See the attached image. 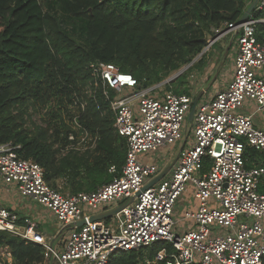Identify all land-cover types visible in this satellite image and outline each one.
I'll return each mask as SVG.
<instances>
[{"label":"built area","instance_id":"1","mask_svg":"<svg viewBox=\"0 0 264 264\" xmlns=\"http://www.w3.org/2000/svg\"><path fill=\"white\" fill-rule=\"evenodd\" d=\"M254 1V10L264 12V0ZM260 22L264 19L250 14L242 24L212 29L208 49L221 37H234L233 75L210 99L199 100L191 138L187 132L184 139V124L192 95L163 90L162 83L145 87L112 63H91L94 90L89 88L88 93L101 89L114 114L113 128L126 142L121 175L93 191L63 194L45 182L37 162L17 155L19 146L0 145V197L6 189L38 204L60 225V232L47 238L37 219L21 217L1 203L0 231L40 245V264H109L114 254L156 243L170 245L171 251L164 247L145 264H264V164L247 167L244 157L247 148L264 156V127L253 121L264 109V41L255 36ZM84 107L85 102L73 99L69 107L73 118L68 119L72 132L62 152L96 145L98 137L77 120ZM178 142L182 143L176 163L143 190L169 161L150 163L141 157H154L159 149L173 148ZM108 171L115 173V167ZM188 186L196 209L184 213L183 219L193 225L178 231L174 210ZM122 203L126 205L110 217L114 225L110 219L89 221ZM82 219L85 223L76 226ZM0 264H14L8 247H0Z\"/></svg>","mask_w":264,"mask_h":264},{"label":"trees","instance_id":"2","mask_svg":"<svg viewBox=\"0 0 264 264\" xmlns=\"http://www.w3.org/2000/svg\"><path fill=\"white\" fill-rule=\"evenodd\" d=\"M250 3L0 0V145L19 146L17 155L37 162L44 170L45 182L63 194L93 191L109 183L121 175L126 142L113 128L114 114L101 89L88 93L89 88L94 90L89 65L112 63L145 87L158 84L202 52L212 29L238 22ZM51 4L85 22L83 42L62 31L50 13ZM251 15L264 19V12L253 10ZM255 36L264 41L263 22L256 24ZM203 56L196 66H203ZM185 80L182 76L167 84V91L191 95ZM73 99L85 102L78 123L98 140L92 149L62 152L72 132L66 118H73L69 108ZM48 103L53 106L45 114V126L32 122L33 111ZM162 151L164 148L157 154ZM244 155L247 167L264 164V156L254 150L247 148ZM147 156L150 163L158 161V155ZM111 166L115 167L113 174L108 171ZM0 247L11 250L14 264H40L43 260L40 245L25 243L6 232L0 231ZM164 247L171 251L170 245L156 243L147 249L117 253L109 264H145Z\"/></svg>","mask_w":264,"mask_h":264},{"label":"rangeland","instance_id":"3","mask_svg":"<svg viewBox=\"0 0 264 264\" xmlns=\"http://www.w3.org/2000/svg\"><path fill=\"white\" fill-rule=\"evenodd\" d=\"M51 5L52 6L50 7L51 8L50 13L57 20L62 31H64L68 36L72 37L76 41L83 42L84 41L85 22L71 18L67 14H65L60 8H57L53 4H51ZM221 27L224 28L223 26H221ZM206 36H207V38L212 37L210 35L208 36V34ZM233 38L234 37L232 36V34L221 37L209 49L207 48V44H206V46L202 50L203 54H201V55L198 54L196 57L193 58V60L189 64H187V65L183 66L181 69L171 73L168 77H166L163 81L160 82V83H162V85L164 84L163 90H168L167 84H170L171 82L177 80L179 77L186 76L185 82L188 85V87L190 88V93H191V95H193V98L199 92L204 91L200 101L203 102V101L207 100L209 97V94L214 92L216 89V86L213 87V83H214L215 79H217V73H221L222 69H223V73H222L223 76L219 78L220 82L226 81V79L228 78V76L230 74L233 75V70L230 68V65H229L230 58L234 55L235 48H236L235 42H233L234 41ZM226 46H229L228 48H230L232 46L231 51L229 52V57L227 58V60H226L227 55L225 56V58L222 57L223 56L222 54L225 53L224 48H226ZM202 55H204L203 56L204 57V59H203L204 64L202 67H198V66H196V64ZM224 62H225V66H224ZM219 80H218V82H219ZM160 83H158V84H160ZM52 106H53V103L52 104L48 103L47 105H45L43 107L42 106L40 108L37 107V109L35 111H33V113H32L31 121L35 122V124H38V125L44 127L45 126L44 120H46V118H47V116L45 114L50 110V108ZM259 114L254 116L253 121L258 125H262L261 124V119H262L261 115H264V109L262 110L261 115H259ZM187 116H188V112L186 113V121L184 124V127H186L184 139L187 136V132H188V137H190V138L192 137L191 127H192L193 121H191V122L188 121ZM194 116H195V113H194ZM193 119H194V117H193ZM66 122L71 125V123L68 122V118H66ZM28 125H30V123H28ZM181 143L182 142H178L177 144H175V147L173 148L175 154H177L178 149L181 146ZM166 151H167V149L164 148V151H162V153H160V154L165 155ZM160 154H155V155L156 156L158 155L159 158L164 157V156H160ZM159 164H162V162L159 161ZM62 185H63L62 182L58 181V187L61 188ZM65 194H67V193H65ZM30 203L31 204L33 203L38 208H41L38 204H36L34 202L30 201ZM110 223H111V225H114L115 220L110 219ZM39 231L45 237L52 238V236L54 237L57 234H59L60 225L51 218L50 220H48V223L46 225H44V224L41 225ZM68 231H69V229H66L63 234H66Z\"/></svg>","mask_w":264,"mask_h":264},{"label":"crops","instance_id":"4","mask_svg":"<svg viewBox=\"0 0 264 264\" xmlns=\"http://www.w3.org/2000/svg\"><path fill=\"white\" fill-rule=\"evenodd\" d=\"M228 47L229 46H226V48H224L225 50L228 49L227 54H226L227 55L226 60L229 57V52L231 51L232 46L230 48H228ZM224 54H222L223 55L222 57L225 58ZM233 57H234V55L230 58V63H229L230 68L232 70H233V66H232L233 65ZM225 62H224V66H225ZM222 73H223V69H222L221 73H217V79L218 80L220 77L223 76ZM231 77H232V74H230L228 76V78L226 79V81H223V82H220V80L218 82V80L215 79V81L213 83V87L216 86V89L214 92L209 94L208 99H210L216 91L224 88L226 86V84L230 81ZM261 113L259 115H261ZM261 118H262L261 119L262 125H258V124L257 125L264 127V115H261ZM173 148H165V149H167V151L165 152V155H162V154L160 155V156H164V157L159 158V156H158V160L163 161V162L169 161V164H170L171 161L177 155L174 153ZM141 160H145V162L151 161L149 156H143V157H141ZM0 203L4 206L10 208L11 210L16 212L21 217L29 216L33 219H37L39 222V229H40L42 224L46 225L48 223V220L51 219L50 214L47 211L43 210L42 208H38L33 203L31 204L30 201L22 200L16 194L6 191V189H4L2 194H1ZM114 208H116V206H110V207L105 209V212L112 210ZM195 209H196V201L193 197V189L191 186H188L186 192H184V194L179 198L177 205L175 207V210H174V218L177 221V225H176L177 227L176 228L178 231H183V230H186V229L192 227V225H193L192 221L183 219V215H184V213L192 212ZM52 238H53V236H52Z\"/></svg>","mask_w":264,"mask_h":264},{"label":"water","instance_id":"5","mask_svg":"<svg viewBox=\"0 0 264 264\" xmlns=\"http://www.w3.org/2000/svg\"><path fill=\"white\" fill-rule=\"evenodd\" d=\"M256 3L257 2L254 1L248 6V8L245 10L243 15L241 16V18L238 20V24H242V23L246 22V20L248 19L249 15L254 10V7H255ZM227 51H228V49L225 50V54H224L225 56L227 54ZM201 54H202V52L199 55H201ZM203 92L204 91L199 92L192 100L191 107H190V110H189L188 116H187V120L190 121V122L193 121L194 113L196 111V106H197L199 100L201 99V97L203 95ZM177 159H178V153H177L176 157L171 161V163L166 165L165 168H163V170L143 188V190H145L148 187L152 186L153 184L158 182L163 176H165V174L170 170V168L176 163ZM138 195H139V193H137L135 196H138ZM133 199L134 198H131L129 200V202H132ZM125 205H126L125 203H122V204H120V206H118V207H116V208H114L112 210H109V211H106V212H102V213H98V214H94V215H92L90 217L89 221L93 222V221H100V220L108 219L114 213L120 211ZM84 223H85V220L82 219V220H80V221H78L76 223V226H82Z\"/></svg>","mask_w":264,"mask_h":264}]
</instances>
